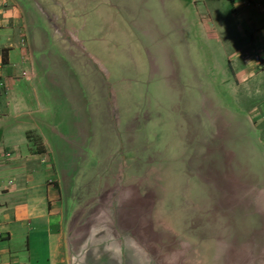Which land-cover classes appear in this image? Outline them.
I'll list each match as a JSON object with an SVG mask.
<instances>
[{
    "label": "rangeland",
    "instance_id": "obj_1",
    "mask_svg": "<svg viewBox=\"0 0 264 264\" xmlns=\"http://www.w3.org/2000/svg\"><path fill=\"white\" fill-rule=\"evenodd\" d=\"M55 1L64 44L34 5L12 0L29 45L14 44L4 67L18 76L29 112L8 138L27 131L30 143L45 144L55 174L65 175V200L85 201L108 177L152 192L155 228L185 264L263 254L264 76L241 88L228 73L231 56L252 62L242 53L253 43L251 33L239 37L231 2ZM231 178L249 195L227 209L214 187Z\"/></svg>",
    "mask_w": 264,
    "mask_h": 264
},
{
    "label": "crops",
    "instance_id": "obj_2",
    "mask_svg": "<svg viewBox=\"0 0 264 264\" xmlns=\"http://www.w3.org/2000/svg\"><path fill=\"white\" fill-rule=\"evenodd\" d=\"M28 1L50 28L51 39L64 44L57 7L51 0ZM59 1L65 0L55 2ZM229 1L239 37L251 33L253 43L248 48L253 46L263 60L259 67L252 62L244 67L239 59L235 61V56L227 59L228 73L242 88L264 76V0L259 2L261 8L257 7V0ZM21 22L23 18L12 0H0V264H185L182 254L168 246L155 228L159 222L152 192L141 191L133 181L119 186L108 177L102 179L96 194L85 201L71 197L65 200V175L55 174L45 144L30 143L27 131L18 142L8 138L15 131L12 123H17L20 113L27 111V104L20 97L18 76L4 67L14 44L29 45ZM16 31L18 38L14 37ZM19 51L20 64L27 65L28 48ZM1 54L5 63H1ZM19 77L29 80L33 76L22 70ZM192 128L196 131V120L191 118L188 130ZM190 136L196 135L191 131ZM222 186V191L214 188L225 198L227 209L249 195L244 188L236 187L232 178L225 182L222 179ZM204 211L202 217L206 220L207 210ZM185 222L184 219L183 239H190L188 236L194 232ZM156 249L160 250L155 255ZM134 252H138L137 258ZM154 256L164 260L159 263ZM231 264H264V253L250 258L246 254L243 262Z\"/></svg>",
    "mask_w": 264,
    "mask_h": 264
},
{
    "label": "built area",
    "instance_id": "obj_3",
    "mask_svg": "<svg viewBox=\"0 0 264 264\" xmlns=\"http://www.w3.org/2000/svg\"><path fill=\"white\" fill-rule=\"evenodd\" d=\"M246 3H252L253 0H244ZM260 0H257V7L261 8L259 5ZM261 11L264 14V10L261 9ZM262 32L264 34V26L262 28ZM244 57H248L253 63L257 64L260 60H261V56L258 54V52L255 50V48L253 46H251L250 48L247 49L246 53H244Z\"/></svg>",
    "mask_w": 264,
    "mask_h": 264
},
{
    "label": "trees",
    "instance_id": "obj_4",
    "mask_svg": "<svg viewBox=\"0 0 264 264\" xmlns=\"http://www.w3.org/2000/svg\"><path fill=\"white\" fill-rule=\"evenodd\" d=\"M1 63H5V58L4 55L2 56V54H1Z\"/></svg>",
    "mask_w": 264,
    "mask_h": 264
}]
</instances>
